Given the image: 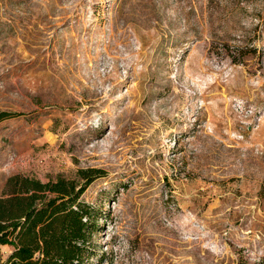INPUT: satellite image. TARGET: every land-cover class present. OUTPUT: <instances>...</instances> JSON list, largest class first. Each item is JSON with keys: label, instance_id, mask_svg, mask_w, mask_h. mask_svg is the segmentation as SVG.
<instances>
[{"label": "rangeland", "instance_id": "374dc122", "mask_svg": "<svg viewBox=\"0 0 264 264\" xmlns=\"http://www.w3.org/2000/svg\"><path fill=\"white\" fill-rule=\"evenodd\" d=\"M0 111V197L97 171L86 264H264V0H0Z\"/></svg>", "mask_w": 264, "mask_h": 264}, {"label": "trees", "instance_id": "16d2710c", "mask_svg": "<svg viewBox=\"0 0 264 264\" xmlns=\"http://www.w3.org/2000/svg\"><path fill=\"white\" fill-rule=\"evenodd\" d=\"M11 116L0 111V121ZM94 172L84 171L80 186L62 177L9 176L0 197V264H86L98 215L81 196Z\"/></svg>", "mask_w": 264, "mask_h": 264}]
</instances>
